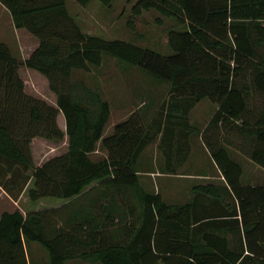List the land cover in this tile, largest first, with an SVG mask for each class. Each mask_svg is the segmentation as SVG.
Segmentation results:
<instances>
[{
    "label": "trees",
    "instance_id": "1",
    "mask_svg": "<svg viewBox=\"0 0 264 264\" xmlns=\"http://www.w3.org/2000/svg\"><path fill=\"white\" fill-rule=\"evenodd\" d=\"M76 2L111 9L116 0ZM0 3L15 28L39 43L24 61L0 44V187L26 212L1 216L0 264H32L30 244L46 252L48 264H264V187L243 186V167L232 155L264 169V0H137L134 18L155 11L174 22L167 54L84 33L66 0ZM106 56L168 86L151 124L136 111L104 136L111 105L75 75L100 68ZM21 67L47 79L57 107L25 93ZM204 100L217 109L202 141L238 201L169 205L142 190L137 162L159 136L164 144L170 130H191L189 114ZM66 136L64 155L35 166V139L59 143ZM98 149L106 157L94 160ZM95 182L102 221L82 211L67 231L50 222L49 209L36 210L49 201H81ZM202 190L221 196L211 185Z\"/></svg>",
    "mask_w": 264,
    "mask_h": 264
},
{
    "label": "rangeland",
    "instance_id": "2",
    "mask_svg": "<svg viewBox=\"0 0 264 264\" xmlns=\"http://www.w3.org/2000/svg\"><path fill=\"white\" fill-rule=\"evenodd\" d=\"M66 1L71 16L84 33L105 40L131 42L164 54L169 53L167 36L169 30L175 27L174 22L162 18L155 11L145 12L141 17L134 18L132 8L137 0H116L111 9L103 7L98 2L83 8L76 0ZM35 41L38 42L26 30L15 28L10 12L0 3V44H7L13 55L24 61L23 57L30 52ZM34 73L36 74L27 72L25 67L20 68L19 75L25 83V93L57 107V97L50 91L47 79L37 72ZM75 76L96 89L110 103L111 120L105 136L109 132L108 128L114 123L127 120L134 112L141 111L137 108L144 107L142 106L144 103L150 104L147 108L144 107L143 113L146 117H156L169 98V88L166 84L109 56L105 57L100 68L93 69L88 74L79 72ZM60 118L64 120L63 116ZM60 118L58 117L57 122ZM196 118L198 121L203 118L200 110L197 111ZM48 146L49 142L43 140L32 143L31 151L35 166L43 165L54 154ZM249 165V169L246 168L249 178L256 183L263 182L264 169Z\"/></svg>",
    "mask_w": 264,
    "mask_h": 264
},
{
    "label": "crops",
    "instance_id": "3",
    "mask_svg": "<svg viewBox=\"0 0 264 264\" xmlns=\"http://www.w3.org/2000/svg\"><path fill=\"white\" fill-rule=\"evenodd\" d=\"M38 44L39 43L36 41L32 44V49L26 57H23V60H26L31 56L34 50L38 47ZM26 70L27 72L36 74L34 73L36 71L27 68ZM149 105V103H144L142 106L147 108ZM144 107H139L137 109L141 110L142 113H145ZM142 108H144V111ZM216 109L217 106L207 100L199 102L189 114L188 126L191 127V130H181L182 132L179 128H176L175 131L170 130L164 144L161 143V136H159L156 142L146 147L137 162L140 186L145 193L159 194L169 205H185L191 203L192 201H238L231 192L229 193L225 189L226 182L216 165L211 161L209 152L206 149L201 137L202 131L207 126ZM198 110L202 112L203 117L199 121L196 118ZM60 116L63 115L60 114ZM144 118L148 124H151L154 119V117L147 118L146 115ZM110 120L108 125L110 124ZM119 123H121V121L114 123L112 127L108 128L109 132L106 136L104 134V136H109L110 132L112 134L113 127ZM58 124L60 129L65 132V118L64 120L60 118ZM37 140L47 141L44 139H35L33 144ZM47 142H49L48 147L50 148L51 153L54 152V154L50 156L49 160L64 155L68 151L67 136L64 141L59 143L52 141ZM232 155L243 167V186L264 187V181L256 183L248 176V169L250 167L249 164L252 166L253 163L237 153L233 152ZM105 157L106 152L99 149L92 156L94 160L103 159ZM257 168L260 167L257 166ZM246 175L247 177H245ZM100 183L101 182H95L92 186L87 188L86 192L91 189H95L90 196L84 197L81 201H77L72 204L62 201H49L47 205L45 203H41L42 205L37 207L36 210L49 209L50 211L48 216L50 222L53 224L57 223L59 227L64 226L66 229L68 225H71L73 217L82 211L90 213L96 222L100 220L102 221L103 218L99 217V210L101 209L104 201L101 197L102 188L100 187ZM209 185L218 188L216 194L221 193V196H211L210 194L204 193L202 187ZM116 200L119 201V198L117 197ZM16 211L26 215L24 209L20 207L19 202L13 200L0 187V219L4 213H14ZM82 233L84 232L82 231ZM27 251L32 264H48L47 254L39 245L30 244L27 247ZM67 264L90 263L81 259H75L68 261Z\"/></svg>",
    "mask_w": 264,
    "mask_h": 264
}]
</instances>
